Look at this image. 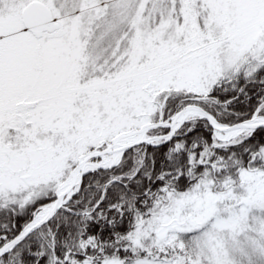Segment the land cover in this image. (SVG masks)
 Instances as JSON below:
<instances>
[{
    "label": "snow or ice",
    "instance_id": "snow-or-ice-1",
    "mask_svg": "<svg viewBox=\"0 0 264 264\" xmlns=\"http://www.w3.org/2000/svg\"><path fill=\"white\" fill-rule=\"evenodd\" d=\"M0 264H264V0H0Z\"/></svg>",
    "mask_w": 264,
    "mask_h": 264
}]
</instances>
